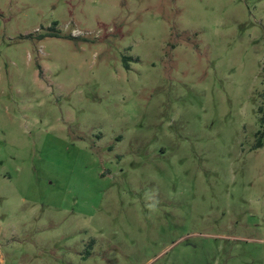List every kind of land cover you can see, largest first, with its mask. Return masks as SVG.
<instances>
[{
    "label": "rangeland",
    "instance_id": "obj_1",
    "mask_svg": "<svg viewBox=\"0 0 264 264\" xmlns=\"http://www.w3.org/2000/svg\"><path fill=\"white\" fill-rule=\"evenodd\" d=\"M0 264H264V0H0Z\"/></svg>",
    "mask_w": 264,
    "mask_h": 264
},
{
    "label": "trees",
    "instance_id": "obj_2",
    "mask_svg": "<svg viewBox=\"0 0 264 264\" xmlns=\"http://www.w3.org/2000/svg\"><path fill=\"white\" fill-rule=\"evenodd\" d=\"M261 146H262V144L258 145V147H261Z\"/></svg>",
    "mask_w": 264,
    "mask_h": 264
}]
</instances>
